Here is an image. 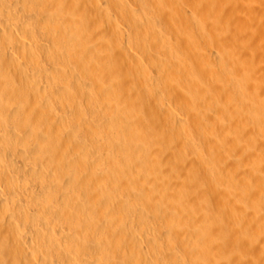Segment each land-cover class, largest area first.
I'll list each match as a JSON object with an SVG mask.
<instances>
[{"label": "bare ground", "instance_id": "1", "mask_svg": "<svg viewBox=\"0 0 264 264\" xmlns=\"http://www.w3.org/2000/svg\"><path fill=\"white\" fill-rule=\"evenodd\" d=\"M227 2L234 13L252 14V24L264 22L261 12L255 11L260 17L251 13L255 2L264 9V0ZM198 6L210 10L206 0H0V184L26 191L40 211V217L26 216L25 205L10 203L13 191L2 184L0 247L26 250L21 243L26 231L20 230L21 242L17 238L21 213L32 222L29 228L42 224L38 232L44 247L31 246L29 257L11 260L3 252L0 264H51L48 249L59 246L51 240L55 230L68 249L60 252L59 247L57 253L64 264H264L252 256L256 250L264 254L263 165V181L255 189L250 185L261 178L262 171L250 165L259 164L254 148H262L264 140L249 133L228 142L227 133L214 137L209 132L201 139L208 153L199 150L190 163L174 164L181 147L171 154L175 159L159 153L160 124L145 118L160 115L162 128L171 122L176 129L195 119L196 130L223 131L220 115L208 116L205 109L222 95L235 94L243 69L226 61L232 60L230 51L223 57L225 41L237 53L242 49L246 55L249 48L235 45L242 35L238 18L226 20L231 38L221 39L219 30L218 42L225 44L218 43L223 53L217 52L223 56L213 57L212 51L211 60L202 46L195 47L194 37L209 33L199 9L196 14ZM261 47L264 51V43ZM245 85V92L257 94L240 105L251 119L262 114L257 123L264 129V66ZM194 176L208 189H190L186 182ZM232 187L237 190L225 197ZM221 194L225 200H219ZM186 252L193 256L187 258Z\"/></svg>", "mask_w": 264, "mask_h": 264}, {"label": "rangeland", "instance_id": "2", "mask_svg": "<svg viewBox=\"0 0 264 264\" xmlns=\"http://www.w3.org/2000/svg\"><path fill=\"white\" fill-rule=\"evenodd\" d=\"M206 1H208V3L210 4V7H208V8H210V10L208 9L207 11V13H205V12H202L203 11V9L200 7V6H198V7H196L197 9L195 10L196 11V14L198 15V12H199V10L200 9H202V11L200 10V13H199V15H200V17H205V19H206V21L208 22V24H213L212 26H210V25H207V22H205V27H207V26H209L210 27V29H209V27H207V29H206V31L207 30H209V33L207 32V36H205V37H201V36H198L199 37V40L197 39L198 37L197 36H195L194 38H195V43H196V40H197V42L199 43H196V45H195V47H197L198 45V47L197 48H202L203 50H205V51H207V53L211 56L212 55V53L214 54L213 55V57H215V55H219L220 53H223V51H224V53H225V56H223L222 54H220V56L222 55L223 57H226V55H227V58H228V56H229V51H230V54L231 55H233V57H232V60H228L227 58H224V59H227L226 61H228V62H231V63H234V61H235V63L236 64H238V66L241 64V66L242 67H240L239 66V68H243L242 70H241V73H240V69H239V71H238V76L237 77H241L240 79H238V82H239V85H240V87L238 86V91L237 90H234L235 92V94H233L232 92L231 93H226L228 96H229V98L227 97V95L224 97L223 95H222V97H221V100H218V102H217V104L216 103H214V105L211 107V108H208V109H205L204 107H203V113H206V112H208L207 113V115L209 116V115H212L213 113H214V115H212V116H215V115H220V119H221V129L223 130H221L222 132H217V130L216 131H214L215 133H213V131H211V129L209 128L208 129V127L206 126L207 124L205 123V120L204 119H202V122H200V118L199 119H197V120H199L198 122H200L201 123V125H204V126H206V128L204 127V126H202V127H204V128H201L200 127V129H198V130H196L195 128H196V124H193L194 123V121H192V120H195V119H191V120H188L186 123H185V125L184 126H179L177 129L175 128V127H177V125H175L174 127L171 125L172 123L171 122H168L169 123V125H168V123L166 124V125H168V126H164V127H166V128H168V129H166V131H165V129H164V127L162 128V126H161V123L157 120V119H159V117H160V115H159V117L157 116V115H154V116H149V115H145L146 117V119H147V122H148V120H149V122L151 121V123L153 124V122H158L157 124L159 125V126H161V127H159L158 126V131H159V128H160V130H164L163 132L161 131L160 132V134H161V136H160V138H159V141H158V143L160 144V146H159V149L160 150H158V151H162V152H159V153H163V156H165L168 152V154H170V156H172L173 154H174V152L176 153V151L178 150V149H180L179 147H181V149L180 150H178L177 151V153H176V158H177V155H178V157L180 156L181 158H182V160H181V158L179 157V158H177L178 160L180 159V163H179V161L178 160H176L174 157L175 156H172L175 160H174V164H182L181 163V161H183L185 164H187V162H189L190 163V160L192 159V160H194V159H196L197 158V156H198V154L200 153V152H202L203 154H204V152H205V154L206 153H208L209 152V150H210V147H209V145H207V143H205V145L203 144V142H202V138H203V136H207V137H209L208 135H210L209 134V132L211 133V135L213 134V136L214 137H216L215 136V134L217 135V133L219 134L218 136H221V135H224L225 133H227L226 135H227V139H229L228 140V142H230V141H232L233 139H234V141H241V140H243V137H245V138H247L248 136V134L250 133H252L251 135L254 137V138H256L257 140H264L263 138V136H264V129H262V126L261 125H258V123H257V121L258 120H260L262 117V114H260V113H257L256 114V118H254V119H251L247 114H246V111L244 110L245 109V107H242L243 105L242 104H244V103H246V101L248 102V101H250L251 99V101L253 102V99H255V97H256V94H257V91H255V92H253V91H246L245 92V90H246V85H245V80L249 77V76H251V75H253V73L255 74H258L259 72H260V70H261V68L264 66V63H263V61H264V51H263V48L261 47L262 46V44L264 43V33H263V31H264V27H260V26H263L264 25V22L262 21L261 22V25L259 24V22L258 23H256V25H255V22H253V24H252V14H250V15H248V16H250V17H248V16H246L245 15V11L242 13V11L240 12V9H237V10H239V11H237L238 13H240V14H237V12L236 13H234V12H232V10H233V8L231 7V5L232 4H230L231 2H227V0H225V1H223V0H218V1H216V0H206ZM210 1V2H209ZM217 4V5H216ZM227 4V5H226ZM259 4V5H258ZM258 4L255 2V4H254V7H256V8H254L255 10H254V12H251V13H256L257 11L256 10H258L259 12H261L262 13V15H261V13H259L260 15H261V17L259 16V14H257L260 18H263L262 20H264V12H262V11H264V9H261L260 10V4H261V2H258ZM216 5V6H215ZM257 5H258V7H259V9L257 8ZM262 6V5H261ZM263 6H264V4H263ZM262 6V8H264ZM215 7H216V9H218L217 11H216V13H215ZM221 7V8H220ZM224 7V8H223ZM228 7H230V8H232V9H228L229 11H227V8ZM214 10H213V9ZM219 8H220V10H219ZM199 9V10H198ZM225 9H226V11H225ZM211 11V12H210ZM234 11H235V9H234ZM256 11V12H255ZM229 14H231L230 15V17L227 15L228 13ZM202 13H204V15L202 14ZM209 13V14H208ZM213 13L214 14H219V16L221 17L222 15H224V17L222 16V20L220 19V17H218V15H217V17L218 18H216V16L215 15H213ZM225 13V14H224ZM227 13V14H226ZM242 13V14H241ZM247 13H250V12H247ZM221 14V15H220ZM233 14H235L234 16V18H233ZM198 15V16H199ZM212 15V16H211ZM225 15H226V17H225ZM236 15H239V16H236ZM246 16V17H245ZM263 16V17H262ZM232 17V18H231ZM223 18H226V19H224L223 20ZM227 18H228V20H227ZM236 18H238L241 22H239L240 23V25H242L243 23H244V26L242 25L241 27H240V25H239V29L243 32H241V36L239 37V42H236L235 43V45H238L239 47H241L240 46V44L241 45H247V47L250 49V51H249V49H247L248 51H247V53H246V55L248 54V56H246L245 55V52L243 53V51H242V49L241 50H239L238 51V53H237V51H236V49H234L235 50V52H234V50H232V49H228L227 47H228V45H229V42H226L225 41V43H226V47L223 49V51H221L222 50V47H221V45L223 44H225L224 42H222V41H224V40H222L221 41V39L223 38L224 39V37L225 36H230V38H231V36H232V32L230 31H227V32H225L227 29H226V23H227V21H229V23H233V22H235V20H236ZM242 20H241V19ZM250 19V21H248L249 19ZM211 19V20H210ZM233 19H234V21H233ZM246 19V20H245ZM204 20V19H203ZM217 20V21H216ZM227 20V21H226ZM243 20H245V21H243ZM221 21V22H220ZM218 22V23H217ZM225 22V23H224ZM249 22V24L248 25H246L247 23ZM246 23V24H245ZM221 25H224V27H222ZM254 25V26H253ZM221 26V27H220ZM249 26H251V27H249ZM243 27L245 28V29H247L246 30V32H245V30H243ZM247 27V28H246ZM256 27V28H255ZM214 29L213 31H211L212 29ZM249 28V29H248ZM250 28H251V30H250ZM217 29V30H216ZM225 29V30H224ZM219 30H220V36H221V39H220V41L218 42V39L219 38H217V37H220L219 36ZM262 32L261 34H260V32ZM210 31H211V33H210ZM224 32V33H222V32ZM249 32V33H248ZM258 32V33H257ZM212 35V37L210 36V35ZM248 34V35H247ZM255 36H254V35ZM216 35V36H215ZM244 35H245V37H244ZM253 37H252V36ZM260 35V36H259ZM263 35V36H262ZM251 36V37H250ZM258 36V37H257ZM206 38V39H205ZM229 38V37H228ZM230 38H229V40H230ZM245 38V39H244ZM248 38V39H247ZM251 38H253V39H251ZM260 38H262V40H260ZM201 39V40H200ZM209 39V40H208ZM212 39H215V40H212ZM251 40V41H250ZM257 40V41H256ZM247 41V42H246ZM258 41H260V42H258ZM206 42V43H205ZM207 42H209V43H207ZM211 42V43H210ZM256 42H258L257 44H256ZM263 42V43H262ZM194 43V44H195ZM202 43H204V44H202ZM218 43H222V44H218ZM228 43V44H227ZM205 45V46H204ZM202 46V47H201ZM208 46V47H207ZM221 47V48H220ZM206 48H209V49H206ZM218 48V49H217ZM227 48V49H226ZM253 50H252V49ZM211 49V50H210ZM210 50V51H209ZM216 50V51H215ZM220 50V53L219 52H217V51H219ZM228 50V51H227ZM233 51V53H232V51ZM257 50V51H256ZM209 51V52H208ZM213 51V52H212ZM215 52H217V53H215ZM234 53H237V54H234ZM250 54H252L251 56H249ZM246 57H245V56ZM244 56V58L242 59V57ZM230 57V56H229ZM258 57H261V58H263L262 59V63H261V58H258ZM234 58V59H233ZM213 58H212V56H211V60H212ZM258 59V60H257ZM240 60V61H239ZM255 60H257V63H255ZM238 61H239V63H238ZM245 63V64H243V63ZM260 62V63H259ZM246 63H247V65H246ZM255 64V65H254ZM249 65V66H248ZM254 65V66H253ZM257 65V66H256ZM149 67V66H148ZM245 67V68H244ZM150 68V67H149ZM245 69V71H243ZM219 70V69H218ZM250 71V72H248V71ZM259 70V71H258ZM243 72V73H242ZM245 72H246V74H245ZM240 73V74H239ZM250 74V75H248V74ZM243 74V75H242ZM240 75V76H239ZM245 76V77H244ZM245 78V79H244ZM244 82V86H242L243 85V82ZM215 82L217 83L218 82V84H222L223 83V81L221 80V81H217V80H215ZM241 82V83H240ZM153 87H162L160 84H156L155 86H153ZM216 88V87H215ZM215 88H213V89H215ZM241 89V90H240ZM214 91H216V93H215V95L217 94V93H219L218 91H217V89L216 90H214ZM261 92V94H264L263 93V90H260ZM238 92H239V94H241L240 96H239V94H238ZM241 92V93H240ZM243 92V93H242ZM222 94V93H221ZM248 94V95H247ZM232 95V96H231ZM235 95V96H234ZM255 95V96H254ZM237 96H239V97H237ZM231 97H232V99H231ZM234 97H236V98H234ZM244 97V98H243ZM223 98H225V99H223ZM224 101H223V100ZM230 99V100H229ZM234 99V100H233ZM239 99V100H238ZM226 100V101H225ZM250 101V102H251ZM222 102V104H220ZM219 104V105H218ZM242 106H241V105ZM222 105V106H221ZM235 105H237L236 107H233L232 108V106H235ZM219 106V107H218ZM227 107V109H226V107ZM214 107V109H212ZM218 110H217V109ZM239 108V109H238ZM204 109H205V111H204ZM211 109V110H210ZM236 109V110H235ZM224 110V111H223ZM238 110V111H237ZM219 112V114H218V112ZM236 111V112H235ZM242 111V113H240ZM215 112H217V113H215ZM212 113V114H211ZM221 113H223V114H221ZM238 113H240V114H242V115H240V114H238ZM203 115H205V114H203ZM240 115V116H239ZM148 117V118H147ZM153 117V119H151ZM157 117V118H156ZM222 117H223V119H222ZM154 118L156 119V121H154ZM161 118V117H160ZM204 118V117H203ZM153 120V121H152ZM204 120V121H203ZM237 121V122H236ZM193 122V123H192ZM236 122V123H235ZM242 122H244L243 124H244V126H243V124H242ZM253 122V123H252ZM156 123H154V124H156ZM195 123H196V120H195ZM156 124V125H157ZM186 124H187V126H186ZM223 124V125H222ZM240 124V125H239ZM246 124V125H245ZM251 124H252V127H251ZM171 125V127H169ZM174 125V124H173ZM193 125V126H192ZM236 125V126H235ZM225 126V127H224ZM242 127L243 128V132H239L238 131V127ZM254 126V127H253ZM185 127H187V128H185ZM245 127V128H244ZM179 128H181V129H179ZM192 128V129H191ZM226 128V130H224ZM253 130H252V129ZM185 129H186V131H185ZM203 129V130H202ZM204 129H206V130H204ZM248 129V130H247ZM249 129H251L250 130V132H249ZM181 130V131H180ZM184 130V131H183ZM188 130H190V131H188ZM219 130V129H218ZM235 130V131H234ZM167 131H168V133H169V135H167L168 133H167ZM191 131H193V133L191 132ZM203 131V132H202ZM229 131V132H228ZM246 131V132H245ZM254 131V132H253ZM164 132H166L167 134H165ZM180 132H181V134H180ZM184 132H185V134H184ZM190 132V133H189ZM196 132H197V134H196ZM164 133V134H163ZM172 133H174V134H176L177 136H178V141H176V142H174V140L173 139H171V138H173V134ZM191 133H192V135H191ZM198 133H200L199 135L201 136L202 135V137H199V135H198ZM207 133V134H206ZM224 133V134H223ZM238 133V134H237ZM240 133V134H239ZM243 133V134H242ZM188 134H190V135H188ZM230 134V135H229ZM235 134V135H234ZM263 134V135H262ZM166 137H164V136ZM171 135H173L172 137H170ZM239 135V136H238ZM167 136H169L170 138H168ZM189 138H188V137ZM194 136V137H193ZM247 136V137H246ZM186 137V138H185ZM235 137H237V138H235ZM263 137V138H262ZM170 139V140H169ZM191 139V140H190ZM203 139H205V138H203ZM231 139V140H230ZM165 140V141H164ZM168 141V142H167ZM170 141V142H169ZM233 141V142H234ZM189 142H193L192 144L191 143H189ZM194 142H195V144H194ZM162 143V144H161ZM170 143V144H169ZM232 143V142H231ZM167 144V145H166ZM189 144H191V145H189ZM161 145H164V146H162L163 147V149H162V147H161ZM261 146H263V145H261ZM169 148V149H168ZM197 148H199V149H197ZM258 148H261V147H257V148H254V152L256 153V156H255V160L257 161L256 162V164H258L257 166L256 165H254V164H251L250 165V167H252L253 166V168L255 167V169L256 170H261L262 171V173L259 175L261 178H258V176H257V178L255 177V179H253L252 181H250L251 183H250V185L254 188V186L256 187H259V182H261L259 179H261L262 181H263V179H262V175H263V170H262V168H260V166L261 165H263L264 166V146L259 150ZM172 149V150H171ZM190 149V150H189ZM194 149V151H192ZM202 149V150H201ZM205 149V150H204ZM258 149V150H257ZM199 150H200V152H199ZM257 151H258V153H257ZM171 152V153H170ZM183 152H186V153H183ZM195 152V153H194ZM259 152H260V155H259ZM263 152V153H262ZM180 153V154H179ZM183 153V154H182ZM167 154V155H168ZM172 154V155H171ZM186 156H185V155ZM190 154V155H189ZM195 154V155H194ZM263 156H262V155ZM187 155H188V157H187ZM169 156V155H168ZM259 156V158H257ZM262 158V159H261ZM183 163V164H184ZM262 163V164H261ZM257 168H259V169H257ZM140 169H144V168H140ZM137 172L138 173H140V174H142L143 172L145 173L146 171L144 170H137ZM191 179H192V182H191ZM191 179H189L188 181L189 182H186V183H189L188 185V187L191 189L192 187L194 188V187H198L197 188V190H196V188H195V190L194 189H192L194 192L195 191H198L199 193H201L202 191H204L207 187H208V185H206V183L205 182H203L198 176H194V178L193 177H191ZM257 180H258V182H257ZM243 181H245V180H243ZM242 181V182H243ZM252 182H254V183H252ZM200 183V184H199ZM3 184V185H2ZM2 185V187H4L5 185H4V183H1L0 184V186ZM192 185H196V186H192ZM205 185H206V188H205ZM2 187H0L2 190H4L5 188H2ZM6 187V186H5ZM204 187V188H203ZM7 188V191H13L12 192V199H11V201H10V203H12L13 202V204H15L14 202H17L16 204H20L21 205V202H20V200L22 201V204H24V205H22V206H24V208H25V210L23 209V207H22V212L24 213V214H26V216H27V212H29L30 213V215L31 214H33L34 216L35 215H37V216H39L40 217V211H38V208L36 207V205H35V207H34V204H33V202H32V204H30V202H29V197H28V194H26L27 192L26 191H23L21 188H8V187H6ZM236 188V189H235ZM252 188V189H253ZM200 189V190H199ZM208 189V188H207ZM206 189V190H207ZM233 189L234 190H237V187H232V192H231V190L229 189V193L227 192V195L225 196V197H227L228 196V198H230V197H232L231 195H233L232 193H233ZM255 189V188H254ZM6 190V189H5ZM21 192L22 193V195L20 194L19 195V193L18 192ZM17 192V193H16ZM198 192H196V194L198 193ZM231 192V193H230ZM23 193H24V195H25V197H24V195H23ZM225 195V194H224ZM13 196H15V197H13ZM19 196H23V197H20V199H18L19 198ZM27 196V197H26ZM222 194L220 195V199L219 200H221L222 199ZM225 197L223 196V199L222 200H225ZM15 198V199H14ZM25 198H27L28 199V201L25 199ZM228 198H226V200L228 199ZM13 200V201H12ZM15 200H17V201H15ZM24 200H25V202H24ZM20 202V203H19ZM27 202V203H26ZM220 202V201H219ZM26 204H28V205H26ZM30 205H33V206H30ZM29 206V207H28ZM28 208H30V209H28ZM36 209H37V211H36ZM36 212V214H34V211ZM37 212H38V214H37ZM29 213H28V215H29ZM23 214V215H24ZM22 215V213L20 214V217H18L19 219L21 218V216H22V218H21V220H23L22 221V226H21V229H19V233H17V235H19L17 238H18V241L20 240V239H22V233L24 232V231H26V232H24V236H23V239H25L24 241H22V240H20V242L24 245L23 247H24V250L26 249L27 251H30V247L31 246H33V247H35V248H37L38 247V249L41 247V249H43L44 247H43V244H42V246L40 245L42 242L40 241L41 239L39 238V237H41V232H38V231H40V229H42L43 228V226H42V224H39V225H34L33 226V228H34V230L33 229H31L32 228V226H29V223H31L32 224V222H30V219L28 218V219H26V218H24V216ZM37 216H35V217H37ZM19 219H17L16 218V220H18V222H20V220ZM25 219H26V221H25ZM29 221V222H28ZM24 223V224H23ZM28 225H27V224ZM25 224H26V227H25ZM30 224V225H31ZM24 227V228H23ZM29 227H31V228H29ZM37 227V228H36ZM39 227V228H38ZM30 229L32 230V232L30 231ZM35 229H36V231H35ZM23 230V232H21V231ZM29 230V231H28ZM34 231V232H33ZM37 232V233H36ZM56 232V233H55ZM55 232L53 233V237L55 238H53L52 237V241L54 242H57V243H55V244H58L59 246H58V250L60 249L59 247H61V251L60 252H63V251H65V252H68V249L66 248V246L64 245V249H63V244H64V242L62 241V239L61 238H59L58 237V234H57V231L55 230ZM29 233H31V234H29ZM36 233V234H35ZM40 233V234H39ZM35 234V235H34ZM38 234V235H37ZM55 234H57V235H55ZM26 235H28V236H26ZM37 236H38V238H37ZM20 237V238H19ZM25 237H27V239H30V240H27V243H26V238ZM30 237V238H29ZM32 237V238H31ZM36 237V238H35ZM38 239V240H37ZM56 239H57V241H56ZM60 239V240H59ZM29 241V242H28ZM37 241H39L40 243H37ZM51 241V242H52ZM53 242H52V244H53ZM29 243V244H28ZM33 244V245H31V244ZM60 243V244H59ZM39 245V246H34V245ZM51 244V245H52ZM47 245V244H46ZM15 245H11V246H9V248L8 247H3L2 249H1V247H0V255H2V253L4 254V255H2V256H8V258H10V260L13 258L12 256H15V257H18L19 258V256H20V258H23V257H29L28 255H29V253H27L26 252V250L25 251H23L22 249H18V247L17 246H15L17 249H15V248H13V249H11L10 247H14ZM144 246H145V243H144ZM146 246H147V244H146ZM26 247V248H25ZM43 247V248H42ZM65 248H66V250H65ZM50 249H51V247H50ZM10 250V251H9ZM15 252H14V251ZM22 250V251H21ZM58 250H56V251H53V250H49L48 249V253L51 251V253H49L48 255H49V260H50V262H52L51 264H64V262H63V260H61L60 259V257L58 256ZM21 252V254H20V252ZM257 251V250H256ZM256 251H253V253H254V255L252 254V256L255 258V257H260V258H262L263 260H264V254L263 253H261V252H259V254H257V252ZM26 254H25V253ZM53 252H55V254L53 253ZM17 254V255H15V254ZM12 254V255H11ZM28 254V255H27ZM27 255V256H26ZM190 255H192V254H189L188 252H186V257L188 258H190L191 256ZM193 256V255H192ZM12 257V258H11ZM59 259V260H58ZM58 261V262H57ZM60 261H62V262H60Z\"/></svg>", "mask_w": 264, "mask_h": 264}]
</instances>
